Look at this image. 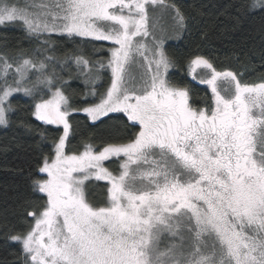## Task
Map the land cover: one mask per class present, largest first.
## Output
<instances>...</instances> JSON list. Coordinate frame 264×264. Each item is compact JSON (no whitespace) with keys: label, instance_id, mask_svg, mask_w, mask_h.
<instances>
[{"label":"snow or ice","instance_id":"snow-or-ice-1","mask_svg":"<svg viewBox=\"0 0 264 264\" xmlns=\"http://www.w3.org/2000/svg\"><path fill=\"white\" fill-rule=\"evenodd\" d=\"M243 7L264 11V0ZM9 28L34 46L0 51V127L15 124L20 93L31 100L25 132L46 141L57 129L23 229L4 225L19 264H264V75L246 82L199 50L171 55L186 31L175 0H0ZM57 38L77 46L59 56ZM97 42L110 45L106 63L84 53ZM185 67L210 90L201 104L172 79ZM102 69L110 83L98 92ZM73 71L92 85L78 103L66 94ZM80 113L93 126L122 114L132 131L73 150Z\"/></svg>","mask_w":264,"mask_h":264},{"label":"trees","instance_id":"trees-1","mask_svg":"<svg viewBox=\"0 0 264 264\" xmlns=\"http://www.w3.org/2000/svg\"><path fill=\"white\" fill-rule=\"evenodd\" d=\"M186 17V31L180 40L168 42V52L176 57H185L194 50L201 51L213 60L217 67H228L242 74L246 82L257 81L264 75V11L249 12L244 5L250 0H175ZM103 56L109 47L105 42H97V48ZM92 44L84 43L82 46ZM24 33L19 29H0V51L15 54L17 49H30ZM77 45L68 39L57 38V55L72 51ZM108 54V52H107ZM187 68L173 70L172 79L190 87L194 102L201 104L210 95L208 88L193 82L187 74ZM85 93L80 82L70 83L67 94L74 102H80ZM11 102L18 106L13 114L15 124L7 129L0 127V264H19L20 245L6 239L4 225L15 230H22L23 214L29 202L39 193L32 190L31 180L37 174V165L43 155L51 151V137L56 134L55 126H48L49 139L40 141L39 136L27 133L20 127V121L29 119L26 110L31 104L29 98L14 95ZM111 119L97 122L93 126L84 114L74 115L76 130L70 138L69 147L82 150V143L93 142L99 145L115 136L130 133L124 128L122 114H111ZM34 125L40 126L34 119ZM41 128L43 126H40ZM115 168L114 162H106ZM102 196L103 182L95 188ZM97 197V196H96ZM30 210V209H29Z\"/></svg>","mask_w":264,"mask_h":264},{"label":"rangeland","instance_id":"rangeland-1","mask_svg":"<svg viewBox=\"0 0 264 264\" xmlns=\"http://www.w3.org/2000/svg\"><path fill=\"white\" fill-rule=\"evenodd\" d=\"M172 41H176V40H170V42H172ZM169 42V41H168ZM105 43H107V42H105ZM108 44V43H107ZM108 46H110V45H108ZM83 47V46H82ZM83 49H84V53H85V55H87V56H89L93 61H96V60H102L104 63H106L107 62V58H108V54H107V51H105L104 53L107 55V57L106 56H103L102 55V52L101 51H94L93 50V47L91 46V45H88V46H84L83 47ZM197 75L198 76H200V75H203V73H202V71L201 70H198V72H197ZM189 76V75H188ZM100 80H98L97 82H96V84H95V88H96V90L98 91V92H103L105 89H106V87L109 85V83H110V72L107 70V69H102L101 71H100ZM190 78H191V80L193 81V82H196V83H198V81H194L193 79H192V77L190 76ZM65 79L66 80H68V75L67 74H65ZM76 81H78V82H80L81 83V85L84 87V91L85 92H87V91H89L90 89H91V87H92V85H85V83L83 82V78L82 77H79V78H77L76 76H75V72L73 71V78L71 79V80H69V84L67 85V89H68V87H69V85H70V83H72V82H76ZM199 84V83H198ZM204 86H206V85H204ZM207 87V86H206ZM208 91H209V93H210V90L208 89ZM67 94V93H66ZM14 95H22L23 96V94H20V93H17V94H14ZM23 97H25V96H23ZM26 98H28V97H26ZM30 99V98H29ZM89 99L91 100V97H89ZM111 115V114H110ZM96 196H97V198H102V196H101V193L100 192H96ZM168 241H167V238H165V240L162 242V246H163V243H167Z\"/></svg>","mask_w":264,"mask_h":264}]
</instances>
